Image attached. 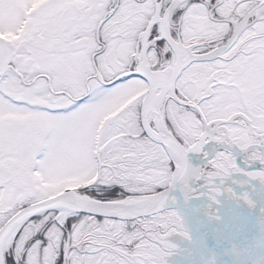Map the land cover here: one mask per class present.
Returning <instances> with one entry per match:
<instances>
[{"label": "snow or ice", "instance_id": "obj_1", "mask_svg": "<svg viewBox=\"0 0 264 264\" xmlns=\"http://www.w3.org/2000/svg\"><path fill=\"white\" fill-rule=\"evenodd\" d=\"M0 264H264V0H0Z\"/></svg>", "mask_w": 264, "mask_h": 264}, {"label": "rangeland", "instance_id": "obj_2", "mask_svg": "<svg viewBox=\"0 0 264 264\" xmlns=\"http://www.w3.org/2000/svg\"><path fill=\"white\" fill-rule=\"evenodd\" d=\"M228 206L227 205H224V206H222V208H221V210H225L226 208H227ZM223 226H225V228H223ZM229 225H228V221H226V218L223 220V219H219V218H217V219H215V221L213 222V225H212V227H217V229L216 230H218V232H219V235L218 234H211V232H210V226H209V228H208V231H209V234L210 235H214V236H216V235H218V236H220V233L222 234V237L223 238H225L226 239V237L225 236H229V234H230V230H231V228L230 227H228ZM244 226V225H243ZM227 229V230H226ZM226 230V231H225ZM231 237L232 238H236L238 241H242L243 240V238H242V236L241 237H238V236H236V235H231ZM227 240V239H226Z\"/></svg>", "mask_w": 264, "mask_h": 264}, {"label": "flooded vegetation", "instance_id": "obj_3", "mask_svg": "<svg viewBox=\"0 0 264 264\" xmlns=\"http://www.w3.org/2000/svg\"><path fill=\"white\" fill-rule=\"evenodd\" d=\"M225 205H227V204H225ZM227 206H228V205H227ZM212 225H213V222L210 221L209 226L212 227ZM213 228H214V229H212V228L210 229L211 234H217V233H218V230H216L217 227H213ZM212 232H213V233H212ZM198 251H200L201 254H203V251H204V250L201 249V250H198Z\"/></svg>", "mask_w": 264, "mask_h": 264}]
</instances>
